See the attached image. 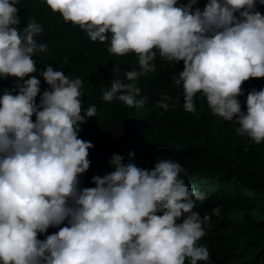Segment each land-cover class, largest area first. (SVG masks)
Here are the masks:
<instances>
[{
  "label": "clouds",
  "instance_id": "9594fccd",
  "mask_svg": "<svg viewBox=\"0 0 264 264\" xmlns=\"http://www.w3.org/2000/svg\"><path fill=\"white\" fill-rule=\"evenodd\" d=\"M264 0H45L64 21L78 25L92 41H109L116 55L132 52L139 71L124 72L102 90L142 107L139 76L155 71L157 54L182 61L171 76L182 90L183 108L195 111L194 95L210 111L235 120L237 134L264 140V86L250 89L241 110L237 97L249 77L264 76ZM17 0H0V77L14 87L0 94V264H197L209 252L198 243L210 216L194 211L205 193L179 175L182 165L159 158L138 167L112 154V170L93 175V186L79 187L89 167L90 141L78 137L80 124L96 106L81 109L79 77L70 78L48 64L38 75L33 54L47 49L37 42L42 26L28 18L22 28ZM120 71L119 65L112 69ZM27 75V78L24 77ZM43 78L47 87L40 91ZM39 92V102L34 98ZM179 100L164 94L162 109ZM83 112V114H81ZM34 116V119L32 118ZM131 158V159H130ZM220 207L211 209L219 215ZM55 232L43 239L50 226Z\"/></svg>",
  "mask_w": 264,
  "mask_h": 264
},
{
  "label": "trees",
  "instance_id": "16d2710c",
  "mask_svg": "<svg viewBox=\"0 0 264 264\" xmlns=\"http://www.w3.org/2000/svg\"><path fill=\"white\" fill-rule=\"evenodd\" d=\"M205 3L197 0L193 7L202 9ZM16 6L20 16L17 27L22 28L28 18L35 19L43 29L36 40L47 44L45 51L33 54L38 71L28 75H38L50 64L70 78L79 77L82 111L96 106L95 116H87L77 133L92 144L87 155L89 167L79 175L78 186H93V175L111 171L108 161L112 154L121 155L126 162L131 151L134 163L141 168H151L157 157L176 160L182 165L179 175L185 182L205 193V199L196 201L193 210L210 216L198 241L206 245L209 259L197 264H264V140L257 143L237 134L235 120L213 114L199 92L193 97L195 111H186L182 90L171 80L173 73L182 70L183 62L164 61L159 54L154 59L155 71L136 80L141 89L137 98L147 97L142 107L128 106L115 98L103 100L102 90L112 79L123 80L127 70L139 71L136 55L109 52L107 39L90 40L78 25L52 11L45 0H17ZM255 9L264 14V4L257 2ZM117 65L120 71L114 73ZM37 78L43 91L47 84L42 77ZM14 80L0 77V94L13 88ZM262 86L264 76L242 82V93L237 97L242 111L247 92ZM164 94L179 96V100L169 101V107L162 109L156 102ZM34 100L39 102V92ZM217 205L219 215H213L211 209ZM60 226H50L45 233H38V238Z\"/></svg>",
  "mask_w": 264,
  "mask_h": 264
}]
</instances>
